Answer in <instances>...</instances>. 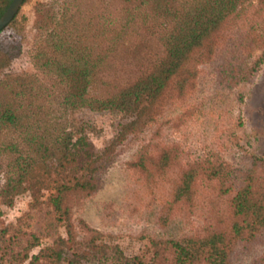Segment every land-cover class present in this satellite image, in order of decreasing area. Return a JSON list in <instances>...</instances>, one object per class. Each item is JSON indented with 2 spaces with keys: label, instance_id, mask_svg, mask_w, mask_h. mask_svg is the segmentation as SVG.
I'll return each instance as SVG.
<instances>
[{
  "label": "trees",
  "instance_id": "1",
  "mask_svg": "<svg viewBox=\"0 0 264 264\" xmlns=\"http://www.w3.org/2000/svg\"><path fill=\"white\" fill-rule=\"evenodd\" d=\"M9 2L0 0V15ZM32 8L31 72L8 70L22 50L19 35L0 38V200L9 204L36 169H62L50 180L45 203L64 236L54 235L45 249L29 254L39 244L35 235L29 233L22 245L16 230L4 239L1 229L8 264H231L237 243L264 235V151L251 168L235 174L220 159L184 161L173 145L141 146L129 165L158 200L162 222L196 208L203 216L195 235L150 239L147 259L125 255L70 217L72 204L96 190L95 173L114 156L113 141L91 150L82 121L73 115L86 110L125 117L120 140L183 96L198 64L226 47L233 51L239 40L248 44L236 81L247 78L252 67L245 57L255 45L264 50V0H48ZM17 12L5 27L16 29ZM35 185L27 188L39 192ZM251 264H264V253Z\"/></svg>",
  "mask_w": 264,
  "mask_h": 264
},
{
  "label": "rangeland",
  "instance_id": "2",
  "mask_svg": "<svg viewBox=\"0 0 264 264\" xmlns=\"http://www.w3.org/2000/svg\"><path fill=\"white\" fill-rule=\"evenodd\" d=\"M39 1L48 0H25L16 14V29L8 26L0 31V38L19 35L21 40V53L8 67L11 72L32 71L28 59L35 39L36 16L32 7ZM239 42L233 51L226 47L212 60L198 64L194 84L183 96L166 102L152 120L120 140L117 131L128 120L125 117L86 110L73 115L82 121L91 150L101 149L112 141L114 145L112 161L95 173L96 190L72 204L70 217L74 225L84 223L100 233L101 240L118 245L125 255L135 254L144 259L151 255L150 239H176L201 232L203 216L198 208L186 217L170 215L163 223L158 200L152 199L149 186L129 163L143 145H173L184 161L201 157L220 159L235 174L253 166L254 158L264 151V56L256 62L264 50L255 45L251 55L245 57L246 66L252 67L251 74L236 81L241 68L238 64L244 60L241 49L248 44ZM62 174V169L56 172L36 169L9 204L0 200V230H6L4 239H8L13 228L17 241L23 245L32 233L39 242L28 252L34 254L50 245L54 235L64 236L62 223L53 220L45 203L50 180ZM4 177L0 160V184ZM35 181L34 190L40 187L39 192L27 188ZM17 249L15 245L14 251ZM263 253L264 235L249 243H237L231 264H251ZM9 256L0 249V264H8ZM81 264L92 262L81 260Z\"/></svg>",
  "mask_w": 264,
  "mask_h": 264
},
{
  "label": "water",
  "instance_id": "3",
  "mask_svg": "<svg viewBox=\"0 0 264 264\" xmlns=\"http://www.w3.org/2000/svg\"><path fill=\"white\" fill-rule=\"evenodd\" d=\"M22 0H10L5 10L0 15V31L6 26L21 5Z\"/></svg>",
  "mask_w": 264,
  "mask_h": 264
}]
</instances>
